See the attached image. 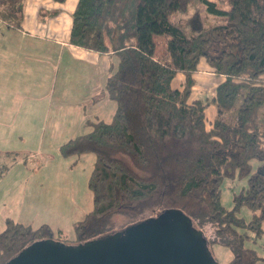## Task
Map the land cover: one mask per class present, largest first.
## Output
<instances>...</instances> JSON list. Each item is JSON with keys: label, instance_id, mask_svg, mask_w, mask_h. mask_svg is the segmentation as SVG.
Instances as JSON below:
<instances>
[{"label": "trees", "instance_id": "trees-1", "mask_svg": "<svg viewBox=\"0 0 264 264\" xmlns=\"http://www.w3.org/2000/svg\"><path fill=\"white\" fill-rule=\"evenodd\" d=\"M194 1L220 20L203 23L193 10L191 19L176 21ZM24 2L0 0V20L19 26ZM69 41L118 58L100 92L116 103L112 118L87 120L89 131L59 147L64 157L94 154L92 208L72 223V237L7 217L0 264L33 241L74 244L113 231L115 214L133 223L165 209L182 210L198 229L213 226L211 244L233 253L225 264H254L259 256L245 238L264 233V0H228L226 7L214 0H77ZM200 58L225 76L211 97L217 115L208 129L210 99H189ZM178 71L181 89L171 85ZM235 176L244 183L228 208L221 184ZM241 206L249 220L238 216Z\"/></svg>", "mask_w": 264, "mask_h": 264}, {"label": "rangeland", "instance_id": "rangeland-1", "mask_svg": "<svg viewBox=\"0 0 264 264\" xmlns=\"http://www.w3.org/2000/svg\"><path fill=\"white\" fill-rule=\"evenodd\" d=\"M214 1L221 7H226L228 3V0ZM191 4L189 13L177 12L173 15L174 19L183 23L191 19L192 15H188L192 14L193 10H197L203 23L209 24L220 20L216 16L207 14L199 2L194 1ZM9 30L15 42L20 37V33L15 29ZM9 36L8 28L0 23V37ZM0 54L3 55L2 52ZM12 60L9 59L10 65ZM28 60L32 66L31 61L34 62V59L28 56ZM203 60L200 58L198 64H201ZM37 66L32 74L23 77L22 107L27 108L29 112V122L27 124H0V129L6 127L9 129L8 136H11L10 139H0V230L4 228V217L10 216L12 219L31 224L33 227L44 222L49 223L55 229L60 226L65 229V234L60 232L62 237H72V222L82 218L91 207L92 198L91 191L87 187V179L93 165L94 154L84 152L67 157L60 155L58 147L66 139L52 134V130L55 125L60 126L56 120V112H63L66 108V106L57 108L56 96L59 86L69 83L68 78L62 76L67 69L63 71V65H61L55 80L53 65L52 73L40 72ZM79 67L85 69V64L79 61ZM35 72L37 75L34 74ZM195 78L196 84L192 87L191 96L198 95L203 100L209 98L208 106H212L217 112V106L211 101V97L221 80L220 74L200 75L197 73ZM41 90L48 91L46 99L38 100L34 106L30 103L25 104L30 95ZM101 107L102 114L110 119L113 113L109 111L108 104H103ZM207 112L209 115L212 114L211 107ZM84 129H86L85 126ZM20 130H24L22 136L18 135ZM0 132L6 134L4 130ZM252 163L253 166L256 164L254 160ZM243 183L244 180L236 176L222 181L220 200L225 207H232L233 192L238 191ZM237 214L245 220L251 217V211L246 206H241ZM112 220L115 225L111 232L130 224L122 214L113 215ZM201 228L208 240L206 246L210 255L218 264L228 262L233 256L232 250L215 242L211 244L210 240L214 234L213 226L205 224ZM65 241L70 242V239ZM245 245L259 256L254 264H264V233L258 235L253 231H248Z\"/></svg>", "mask_w": 264, "mask_h": 264}, {"label": "crops", "instance_id": "crops-1", "mask_svg": "<svg viewBox=\"0 0 264 264\" xmlns=\"http://www.w3.org/2000/svg\"><path fill=\"white\" fill-rule=\"evenodd\" d=\"M76 2L77 0H25L23 16L19 26H7L5 22L0 20V23L7 27L10 32L9 37H0V41L3 43L2 45L0 42V52L3 54H0V124H27L29 122V112L27 108L22 107L24 96L22 84L23 77L32 74L36 65L43 73H52L53 65L55 67V80L61 65H63V71L67 69L68 72L62 74V76L67 77L69 83L68 85L59 86L56 96L57 108L61 106H66V108L63 112H56V120L58 124L60 123V126L56 127L55 125L52 134L58 135L67 141L89 131V125H86L87 120L99 118L109 121L112 118L111 116L108 119L102 114L101 106L108 104V109L110 112L112 111V114L116 109V103L107 96L100 95V92L106 82L110 68L117 64L118 58L111 51L90 50L74 45L69 41L72 13ZM9 29H15L20 33V37L15 42ZM28 56L34 59V62L31 61L32 66H30ZM9 59H13L11 65ZM79 61L85 64V69L78 68ZM197 73L208 75L217 72L205 59L201 64L197 63L196 71L193 74L194 83L191 86V92L193 85L196 84L195 75ZM34 74L37 75V72ZM220 76L221 80L218 84L225 78L223 74H220ZM183 80L184 75L178 71L171 81L172 87L181 89ZM47 92L41 90L30 95L25 104L30 103L34 106L38 100L46 99ZM196 97L199 96H191L190 93L189 99ZM208 104L205 107V126L207 129L217 115L215 109L208 106ZM21 107L23 110L22 116L20 114ZM209 107L213 111L210 115L207 112ZM84 126L86 129H84ZM0 130L6 132V134L0 132V139L11 138V136H8L9 129L5 127ZM18 133L22 136L24 130H20ZM91 208L92 203L87 211ZM7 217L10 216L4 217V225ZM56 228L52 227L53 230H61L65 234V229L60 226Z\"/></svg>", "mask_w": 264, "mask_h": 264}, {"label": "water", "instance_id": "water-1", "mask_svg": "<svg viewBox=\"0 0 264 264\" xmlns=\"http://www.w3.org/2000/svg\"><path fill=\"white\" fill-rule=\"evenodd\" d=\"M207 238L180 209H165L120 230L74 244L33 241L5 264H218Z\"/></svg>", "mask_w": 264, "mask_h": 264}]
</instances>
